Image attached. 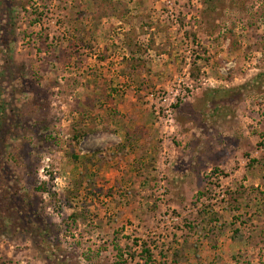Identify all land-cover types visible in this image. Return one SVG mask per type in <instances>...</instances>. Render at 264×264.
<instances>
[{
    "label": "rangeland",
    "instance_id": "rangeland-1",
    "mask_svg": "<svg viewBox=\"0 0 264 264\" xmlns=\"http://www.w3.org/2000/svg\"><path fill=\"white\" fill-rule=\"evenodd\" d=\"M223 260L264 264V0H0V264Z\"/></svg>",
    "mask_w": 264,
    "mask_h": 264
},
{
    "label": "crops",
    "instance_id": "crops-1",
    "mask_svg": "<svg viewBox=\"0 0 264 264\" xmlns=\"http://www.w3.org/2000/svg\"><path fill=\"white\" fill-rule=\"evenodd\" d=\"M228 235H230V233H228ZM230 236L227 237H217L215 240L216 242L213 244L215 247L217 246V250L214 251L213 253L210 252V257L212 256H218L221 259H229L231 258V256H233V254L235 252H238L240 250V244L237 242H233L232 239H229ZM241 240H239L240 242ZM242 242L244 243L245 241L242 240ZM219 246V248H218ZM235 250V251H234ZM223 260L220 264H224ZM229 261V260H227ZM229 263V262H228Z\"/></svg>",
    "mask_w": 264,
    "mask_h": 264
},
{
    "label": "trees",
    "instance_id": "trees-1",
    "mask_svg": "<svg viewBox=\"0 0 264 264\" xmlns=\"http://www.w3.org/2000/svg\"><path fill=\"white\" fill-rule=\"evenodd\" d=\"M1 107H2V105H1ZM144 252L149 256L148 258L150 259L151 258L150 250L146 246H145Z\"/></svg>",
    "mask_w": 264,
    "mask_h": 264
}]
</instances>
